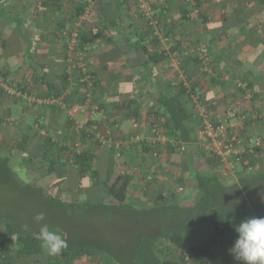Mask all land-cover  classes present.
<instances>
[{
    "label": "trees",
    "instance_id": "1",
    "mask_svg": "<svg viewBox=\"0 0 264 264\" xmlns=\"http://www.w3.org/2000/svg\"><path fill=\"white\" fill-rule=\"evenodd\" d=\"M62 1L47 0L43 6L51 4L60 13V18L54 24L61 46L66 49L63 54L64 61L70 62L67 49L69 39H66L62 32L77 29L76 49L85 53L92 75V86L88 87L85 93L89 94L90 105L97 106V109L86 122H82V114L71 118L57 103L38 104L33 101V105L49 109L54 120L46 124L43 119L30 115L26 118L27 123L24 118L15 121L10 134L5 132L8 123L3 122L0 117V140L7 144L2 148L0 146V185L11 186L20 197L25 193L38 194L42 197L47 195L45 199L51 203H58L66 211L70 209L73 214L75 212L72 207L78 209L88 203L93 205L94 210L100 209L99 214L107 211L108 220L103 219L102 232L93 237L81 234L74 225L67 231H60L59 234L67 241V247L53 255L42 248L41 242L35 238L34 233L39 231L24 228L17 218L3 214L1 210L0 264H74V260L84 256L97 258L95 257L97 253L115 257L112 261L114 264H240L229 252L238 235L234 226L246 217L264 216V138L262 145L256 147L254 153L246 155L247 163L233 159L236 171L231 174L226 169L223 171L224 167L219 157L202 146L204 144L198 132L203 118L196 110L194 97L197 96L205 106L207 91L203 92V84L200 82L188 80L187 85L183 81L165 82L163 87L159 84L155 98L148 95L149 88L143 86L140 96L138 91L132 94L130 90L127 92L129 97L119 103L107 101L112 91L97 84V70L92 69L89 59L91 44L101 41L111 46L116 45L112 32L123 33L122 16L133 5L138 18L144 23L142 27L136 29L138 32L136 39L122 34V41L129 43L127 50L121 51L120 54L126 56L129 51H134L138 66L148 69L168 59L169 53L162 48V42L170 32L175 31V25L170 20H162L166 16L161 12L162 17L158 10L160 3L153 6L154 18L157 20L154 27L143 19L135 0H104V3L96 1L94 5L91 4L95 0H68L70 3L68 17L63 10ZM238 1L248 5V11L253 14L261 10L264 4V0ZM230 2L232 1L213 0L212 3L208 0L181 1L182 20L188 21L197 8L198 18L194 19L195 27L205 26L201 33L190 34L189 47L188 45L182 47V51L190 54L189 59L192 62L189 65L186 63L181 65L189 79L192 77V71L198 67L201 69L202 78L205 74H211V69H203L204 64L201 63L194 47L205 43L211 48L210 41L214 42L229 28L236 26L233 19L237 15ZM91 7L98 16L99 27L88 33L81 21L90 15ZM161 7L160 11L164 8ZM230 8L229 16H224L221 22L209 24L212 14ZM82 16L84 17L81 18ZM127 21L130 22L131 19L128 18ZM180 24H183L181 20ZM244 24V22L241 24L242 30H245ZM156 30L159 31L158 34L155 33ZM74 52L77 53V50ZM27 55L28 58H32L31 52ZM262 58L263 52L254 63L259 64ZM219 60L220 57L210 58L207 66L214 67L215 62ZM247 73L240 72L238 76L241 81L247 83L251 94L248 98L249 113L256 114L257 117L256 119L251 117L239 125L237 137L240 138L249 136L246 135L247 132L240 135V131H250L253 122H264V116H259L264 112L258 105L260 99L253 93L254 79L249 78ZM250 73L253 76L258 74L256 71ZM60 79L64 83L62 88H56L51 84L46 94L33 93L26 85L22 87L24 88L22 91L41 98H56L69 91L64 97L67 104L82 102L83 98L75 97L78 80L69 81L65 68ZM98 88L101 96L106 94V101L95 96ZM236 88L241 89L237 84ZM243 94L245 92H242ZM13 98H16V102H21L24 97ZM147 98L152 99L147 101ZM24 100L26 105L30 104L26 98ZM109 105L112 108H109ZM114 107L118 112L121 111V119H132V127L123 135L117 127L121 119L107 114ZM244 109L247 111L249 108ZM63 113L64 118L61 119ZM96 115L99 117L96 118ZM210 120L217 121L212 117ZM103 124L106 125L107 131L104 133L101 132ZM138 124L146 127L145 132L139 130L141 125ZM58 130L62 133L56 139ZM102 135L105 143L99 139ZM161 136L164 138L161 139ZM229 136L232 134L229 133ZM77 142L78 147H75ZM194 152L204 158V165L195 164L194 160L190 162V176L185 181L177 177L179 184L186 185L184 190L182 189L183 192L178 193L171 183L169 186L163 185L158 179V170L163 168L168 172L169 169L179 171L183 162L191 158ZM175 154L183 157L182 162L172 160ZM127 162L136 166L138 176L144 179L142 190L140 188L137 192L133 191L136 173L135 170L127 169L126 166L129 164ZM34 171L41 172L44 178L56 177L57 180L50 185L64 186L62 188L65 194L67 193V199H62L59 195L46 194L43 187L28 177L29 172ZM20 174L25 175L26 181L20 178ZM235 174L236 179H233ZM179 190L182 191L181 188ZM135 193L139 198L137 204L129 198V195ZM79 196L86 198L82 205L74 206L70 203H77L74 200L69 202L73 198L78 200ZM136 214L140 217L137 218ZM113 233L116 235L115 238L111 237ZM116 239L120 241L117 242ZM12 240L16 244L13 252L10 249ZM100 261L103 262L102 259Z\"/></svg>",
    "mask_w": 264,
    "mask_h": 264
},
{
    "label": "crops",
    "instance_id": "2",
    "mask_svg": "<svg viewBox=\"0 0 264 264\" xmlns=\"http://www.w3.org/2000/svg\"><path fill=\"white\" fill-rule=\"evenodd\" d=\"M96 1L105 2L104 0H95L91 5H94ZM181 1L159 0L160 9L158 10L160 14L162 12L166 16L165 18L161 14L162 20H170L175 25V31L170 32L169 36L167 35V38L162 42V48L169 53L168 59L152 66V68L146 69L138 66L134 51H129L126 56L120 54L121 51L127 50L129 43L122 41V34L130 36L131 39H136L138 33L136 29L142 27L144 23L141 18H138V13L133 5L122 16L124 21L123 33L112 32L116 45L111 46L101 41L91 44L92 51L89 54V59H91L92 69L97 70V84L99 87H108L112 91L110 92L111 97L107 101L119 103L129 97L127 92L130 90L132 94H136L138 91L140 96L143 86L149 88L148 95L151 97L153 95L155 98L159 91V84H162L163 87L165 82L183 81L186 85L189 84V81L200 82L203 84V92L207 91V103L205 102L204 106V108L207 107L205 109L207 114L215 120H222L225 110L233 104H238L243 108L247 107L249 108L247 111L250 112L248 99H244L236 88V84L240 80L239 73L246 71L248 77L254 79L253 93L260 99L258 105L264 111V58L257 65L254 63L258 55L264 53V4L261 6V10L253 14V12L248 11V5L243 1L231 0L230 3H232L237 15L233 19L236 26L229 28L214 42H209L211 44L209 49L211 59L220 57V60L215 62L214 67L209 68L212 70L211 74H205L202 78L201 69L198 67L192 71V77L189 79L183 72L185 68H182L181 65L185 63L189 65L192 62L189 59L190 54L182 51V47L187 45L189 47L190 34L201 33L205 26L195 27L194 19L198 18L197 8L188 21L182 20ZM208 1L209 3L213 2V0ZM45 2L47 0H0V72L10 79L17 89L22 90L24 89L22 87L26 85L31 92L44 94L51 84L56 88H62L64 83L60 76L63 68L67 72L68 80L74 79V72L68 69L70 62L63 59L66 49L61 46L54 24L60 18V13L51 4L44 7ZM62 6L66 12V17H68L70 11L68 0H63ZM161 6L164 7L162 11H160ZM90 9V15L83 22L81 21L88 33L99 27L98 16L94 8L91 7ZM5 12H8V15L4 14ZM229 13H231V8L215 12L214 15L210 16L209 24L213 25L215 21L221 22L224 16H229ZM127 17L131 19L130 22L127 21ZM180 20L183 24H180ZM243 22L245 23V30L240 28ZM11 39L13 45L10 44ZM207 47L209 48V46ZM151 50L152 48H150ZM28 51L32 53V58H28ZM250 71H256L258 74L253 76ZM66 86L67 84L64 88ZM72 88L74 89V87ZM95 96L99 99L101 97L105 101L107 98L106 94L101 96L100 88L96 90ZM145 97L147 96L145 95ZM15 99L13 96H0V117H2L3 122L8 123L5 129L7 134L12 132L15 121H19L21 118L26 120L30 115L34 118L43 119L46 124H50L54 120L49 109L38 105L32 112L23 102L25 101L24 98L20 100L21 102H16ZM147 99L149 101L152 98ZM108 107L112 108L111 105ZM120 112L114 107L107 114L121 119ZM63 118L64 113L61 119ZM229 124L227 133L237 136L241 123L230 121ZM138 125H141L139 130L142 133L145 132L146 127L143 124ZM4 126L6 127V124ZM117 127L123 135L132 127V119L123 118L119 120ZM56 132L58 134L56 139H58L62 131ZM101 132H107L105 124L102 125ZM243 132H247V136H258L262 139L264 138L262 135L264 122H253V128L250 131H240V135H243ZM238 138L242 142L245 140L244 137ZM196 158L197 153L194 152L191 159L194 161ZM183 166L186 165L183 163ZM164 172L168 171L166 169L165 171L158 170V179L163 185L169 186L170 179ZM187 177L188 175L183 180H186Z\"/></svg>",
    "mask_w": 264,
    "mask_h": 264
},
{
    "label": "built area",
    "instance_id": "3",
    "mask_svg": "<svg viewBox=\"0 0 264 264\" xmlns=\"http://www.w3.org/2000/svg\"><path fill=\"white\" fill-rule=\"evenodd\" d=\"M136 6L140 10L143 19L150 25H156L157 20L154 18L155 9L153 6L156 3H159V0H135ZM82 16L81 18H83ZM78 25V23H76ZM155 33H159L156 30ZM78 34L77 29L72 31L65 30L62 32V35L69 39L67 40V49L69 53V67L68 69L74 72V79H77L75 97L83 98L82 102L76 103H66L64 101L65 94H68L69 91H65L63 95L56 98L53 97H36L31 94H27L20 89H17L12 81L6 78L5 75L0 74V93L4 96H23L29 102H37L38 104H53L57 103L61 108L65 109L67 115L71 118L75 115L82 114L83 121L86 122L94 110L97 109V106L90 105V99L88 92L85 91L88 87L92 86V75L90 73L91 68L88 65L87 60L85 59V53L81 50L76 49V36ZM165 40V39H164ZM77 50V53L74 52ZM197 55L201 59V63L204 64L203 69H209L207 66L208 61L210 60V51L205 45L199 47L197 50ZM237 86L241 88L244 99L251 97V94L247 88V83L245 81H238ZM195 107L198 110L199 114L203 118V122L199 129V137L202 143L208 148L215 156L219 157L221 163L223 164L224 169L230 171L231 174L235 173V165L233 159L237 162L247 163L248 160L245 159L247 154H252L255 152V148L262 145V139L258 136H248L244 137V141L239 140L237 136L230 137L228 132V126H230V121H235L241 124H244L249 118L256 119L257 115L245 111V109L238 105L233 104L228 106L225 110L224 118L222 120L211 121L209 115L205 111L204 105L201 104L198 97H194ZM260 117L264 116V112L259 115ZM81 125V123H79ZM79 125V126H80ZM236 137V138H235ZM164 136H161L163 139ZM99 139L102 143H105L106 140L102 136H99ZM223 169V168H222Z\"/></svg>",
    "mask_w": 264,
    "mask_h": 264
},
{
    "label": "rangeland",
    "instance_id": "4",
    "mask_svg": "<svg viewBox=\"0 0 264 264\" xmlns=\"http://www.w3.org/2000/svg\"><path fill=\"white\" fill-rule=\"evenodd\" d=\"M4 14L8 15V12H5ZM20 26V25H18ZM17 26V27H18ZM11 45L12 39L10 42ZM205 46V44H201L199 46H195V50H197L201 46ZM210 49V48H208ZM31 104V105H30ZM30 104H27V107L30 108L32 112H34V108L38 107L37 105H33L32 102ZM96 117H99V115H96ZM264 135V132L262 133ZM58 136V135H57ZM7 143V141L5 142ZM3 145H7L2 143L0 140V146L1 148ZM206 147V144H205ZM183 158V157H182ZM182 158L179 154H175L172 156V160L174 162L180 163L182 162ZM190 162H194L191 158H188L186 162H183L184 165L182 168L178 170H171L169 169L170 172H167V177L170 179L171 185L174 186V190H178V193H182L184 188L186 187L185 183L184 184H179L177 182V177L181 179H185L186 175L190 176ZM129 163L127 169L135 170L134 172L136 173V178H135V188H133L134 192H137L138 189L141 188V190L144 187V179L142 177L138 176V170L136 166H133L131 162ZM126 163V164H127ZM192 164V163H191ZM195 164H202L204 165V158L201 157V155H197ZM162 171H165V169L162 168ZM223 171H226L225 169ZM175 174H172V173ZM41 172L34 171V172H29L28 177H30L31 180H35V183L41 187L44 188V192L48 195L55 196L59 195L60 198L62 199H67L68 196H66L64 192V186H55V185H50L53 182H55L57 179L54 176H49L45 177L40 174ZM236 174L233 177V179H236ZM20 178L26 181L25 175L20 174ZM185 181V180H184ZM183 181V182H184ZM133 186V187H134ZM181 188L182 191L179 190ZM136 189V190H135ZM62 191V192H61ZM24 196L20 197L17 195V193L12 189L11 186L9 185H0V211L2 210L3 214H7L8 216H12L13 218H17L20 221V224L24 228L33 230L34 232L39 231V228L41 224L47 223L50 227L51 230H55L58 233L60 231L65 230L67 231L68 228L71 226L81 231V234H87L90 237H93L95 234L98 235L99 232H102L103 228V219L108 220L107 217V211H102L100 214V209H95L93 205H89L88 203L84 205L82 208H71L74 210V214L71 213V210L66 211V209L63 208V206H59L58 203H51L49 200L45 199L44 197L47 196L45 195L44 197L39 196L38 194L36 195H30L29 193L23 194ZM66 196V197H65ZM129 198L133 200L136 204L138 203V196L135 194L129 195ZM85 196H79L78 200L76 198L70 199V201L74 200L76 202H70L74 206L82 205V201L85 200ZM93 203V201L91 202ZM98 212V213H95ZM38 213H44L45 219L43 221L37 222L34 217ZM104 214V215H103ZM137 218L140 217L139 214H136ZM70 217V218H69ZM63 228V229H62ZM104 234V233H102ZM115 233L111 235L112 238H115ZM117 242H119V239ZM122 243V242H121ZM16 248V244L13 243V240L11 241L10 249L11 252L14 251ZM95 257H81L79 259L74 260V264H114L112 261L115 259V257L111 256H106V255H101L100 253H97ZM101 258L103 262H101L98 258Z\"/></svg>",
    "mask_w": 264,
    "mask_h": 264
},
{
    "label": "clouds",
    "instance_id": "5",
    "mask_svg": "<svg viewBox=\"0 0 264 264\" xmlns=\"http://www.w3.org/2000/svg\"><path fill=\"white\" fill-rule=\"evenodd\" d=\"M238 91L242 94L240 89ZM0 95L4 96L2 93ZM77 145L78 142L75 147H78ZM34 219L37 222L43 221L44 213H38ZM234 227L238 235L233 246L229 249L234 259L240 264H264V216L246 217ZM34 236L49 254H58L67 247V241L63 236L57 231L51 230L47 223L41 224L39 232L34 233Z\"/></svg>",
    "mask_w": 264,
    "mask_h": 264
}]
</instances>
